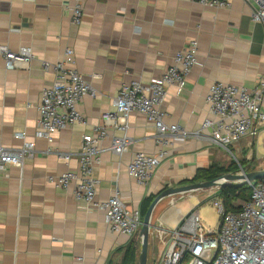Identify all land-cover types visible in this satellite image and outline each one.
I'll return each instance as SVG.
<instances>
[{
  "label": "crops",
  "instance_id": "crops-1",
  "mask_svg": "<svg viewBox=\"0 0 264 264\" xmlns=\"http://www.w3.org/2000/svg\"><path fill=\"white\" fill-rule=\"evenodd\" d=\"M79 1L83 17L75 26L70 18L76 0H0V46L12 52L30 48L34 57L26 68L7 72L0 56V147L18 150L32 143L35 150L20 167L0 172V264H124L131 243L136 250L132 264H138L139 232L133 237L111 232L104 211L74 200L71 190L56 188L49 178L77 174L82 137L104 125L103 114L114 112L121 86L160 77L191 40L198 44L197 64L181 83L167 87L160 110L164 123L199 137L175 138L160 147L153 124L132 113L127 119V151L120 156L104 152L94 166V201L106 202L118 192L127 207L140 211L144 199L194 183L199 170L222 167L220 163L237 155V145L250 149L255 141L241 139L230 147V155L201 128L211 118L205 98L212 84L251 90L264 79V33L261 24L251 20L253 2L227 0L228 8H211L194 0ZM67 48L74 54L71 67L97 95L84 96L77 105L84 123L58 131L47 141L37 137V108L54 74L44 71L42 63L53 66ZM105 127L103 148L112 136L121 135L112 124ZM17 134L23 139L15 138ZM161 149L168 155L149 182L140 185L127 176L135 154L155 155ZM198 195L163 199L155 206L146 264H161L168 232L193 208L199 213Z\"/></svg>",
  "mask_w": 264,
  "mask_h": 264
},
{
  "label": "built area",
  "instance_id": "built-area-1",
  "mask_svg": "<svg viewBox=\"0 0 264 264\" xmlns=\"http://www.w3.org/2000/svg\"><path fill=\"white\" fill-rule=\"evenodd\" d=\"M211 8H228L227 0H194ZM255 4L252 22L260 23L264 33V0H245ZM83 8L79 0L71 9V23L79 25ZM197 41H189L188 46L176 53L173 64L158 78L146 84L132 81L121 86L115 101L114 112L102 115L103 126L92 127L91 134L84 135L78 152V173L66 172L49 181L56 188L71 190L74 200L83 202L92 210L105 212V223L110 231L126 237L135 236L141 227L139 209L129 208L114 192L106 202H95L97 181L93 177L94 166L99 163L104 152L120 156L127 151L130 138L126 135L127 119L132 113L145 117L155 128V142L163 147L175 138L198 136L187 134L176 124L164 123L165 114L160 110L166 89L179 84L197 64ZM0 56L5 71L26 68L33 60L30 48H20L16 52L0 46ZM74 64L73 51L67 48L59 62L50 66L42 63L44 71L52 70V86L43 90L38 105L37 137L49 141L51 136L73 124L84 123L77 109L84 96L94 98L97 92L71 66ZM205 101L210 119L203 122L202 130L209 131V140L225 151L249 137L256 139L264 132V79L259 80L251 90L245 88L212 84ZM121 133L112 136L106 148L101 143L108 138L106 125ZM23 139V134H17ZM35 155L34 145L24 143L18 150L0 147V172L8 166L20 167L25 157ZM165 150L155 155L137 153L126 168L127 176L140 185L151 179L160 161L167 157ZM68 161V155L59 156ZM248 200L236 201V211L228 210L216 196L211 206L218 214L216 230H206L193 208L182 217L179 224L168 232V247L161 264H264V179L248 182Z\"/></svg>",
  "mask_w": 264,
  "mask_h": 264
},
{
  "label": "rangeland",
  "instance_id": "rangeland-1",
  "mask_svg": "<svg viewBox=\"0 0 264 264\" xmlns=\"http://www.w3.org/2000/svg\"><path fill=\"white\" fill-rule=\"evenodd\" d=\"M264 133L260 134L255 141L251 142L250 149L245 148L243 145H237V155H233V157H229L228 161L222 162L219 165H222L223 168L234 169L231 170L227 174H242V172H250L251 168H255V170H264ZM228 154H232L231 150H229ZM202 182V181H201ZM204 182V181H203ZM199 183V182H194ZM193 184V183H192ZM219 189H207V190H199L193 191L190 193H186L183 195H177L175 197L166 198L165 201L173 200L178 196L181 197H190L192 195L199 194L196 196V200L199 199V217L203 222V225L206 230H216L218 226V214L211 206V199L215 197ZM205 197V198H204ZM195 200V201H196ZM199 203L196 204L199 205Z\"/></svg>",
  "mask_w": 264,
  "mask_h": 264
},
{
  "label": "water",
  "instance_id": "water-1",
  "mask_svg": "<svg viewBox=\"0 0 264 264\" xmlns=\"http://www.w3.org/2000/svg\"><path fill=\"white\" fill-rule=\"evenodd\" d=\"M262 179H264V170H255V168H251V171L247 173L242 172V174H225L212 181H204L179 187H170L161 191L152 200L142 219L141 228L138 234L140 239V252L138 255V264H146L148 237L151 228V216L155 206L161 200L177 195H183L193 191L220 189L225 186H241L247 184L248 182Z\"/></svg>",
  "mask_w": 264,
  "mask_h": 264
},
{
  "label": "trees",
  "instance_id": "trees-1",
  "mask_svg": "<svg viewBox=\"0 0 264 264\" xmlns=\"http://www.w3.org/2000/svg\"><path fill=\"white\" fill-rule=\"evenodd\" d=\"M234 169H225L218 166H211L205 170H199L192 182H203V181H212L217 179ZM250 194V189L247 185L241 186H225L218 190L217 194L215 195L217 198L221 199L228 210L236 211L238 208H234L233 204L236 201L244 202L248 200ZM155 197H148L144 199L141 203L140 214L141 217L144 216L148 206L152 202ZM135 247L133 243L127 246L126 254L124 258V264H132L135 259Z\"/></svg>",
  "mask_w": 264,
  "mask_h": 264
},
{
  "label": "bare ground",
  "instance_id": "bare-ground-1",
  "mask_svg": "<svg viewBox=\"0 0 264 264\" xmlns=\"http://www.w3.org/2000/svg\"><path fill=\"white\" fill-rule=\"evenodd\" d=\"M262 133H264V132H262ZM262 133H261V134H262Z\"/></svg>",
  "mask_w": 264,
  "mask_h": 264
}]
</instances>
